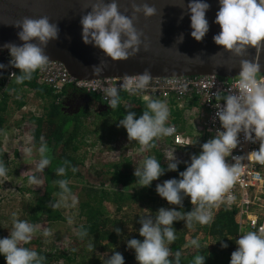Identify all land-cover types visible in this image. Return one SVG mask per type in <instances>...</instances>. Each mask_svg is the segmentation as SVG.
I'll use <instances>...</instances> for the list:
<instances>
[{
    "label": "clouds",
    "instance_id": "clouds-1",
    "mask_svg": "<svg viewBox=\"0 0 264 264\" xmlns=\"http://www.w3.org/2000/svg\"><path fill=\"white\" fill-rule=\"evenodd\" d=\"M219 4L220 8L216 14L215 23L220 25L221 31L213 37L215 43L240 57L245 56L249 47L256 48L258 52L264 49V0H219ZM88 7H90V11L83 14L80 20L82 39L85 44L98 47L113 60H126L139 53L142 39L134 21L140 13L151 17L157 12L154 6L147 2L138 3L137 0H131V16L120 11L118 0H110V2L109 0H89ZM209 9L210 4L206 0H189L186 6L191 19V36L197 41H202L209 32L210 24L206 18ZM14 26L19 29L18 37L24 43L22 45L6 43L3 46L9 50L11 60L9 65L0 63V69L9 68V66L19 69L20 74L13 72L11 78L14 77L16 84H23L25 81H30L37 70H43L47 65L50 58L46 53V48L51 41L59 38L60 29L58 24L51 22L47 16L40 18L26 16L22 20L16 21ZM183 39L184 36L181 34L177 43L182 42ZM102 65L103 61L93 66L94 75L101 74ZM240 68L238 94L223 96V105L216 106L218 111L215 116L219 119L222 128L218 134L208 125L210 110L203 97L191 94L193 97H198V102L195 103L200 105L198 111L200 110L204 113L203 115H206L201 127L198 126V134L195 133L194 136H198L199 140H203L205 135L208 136L212 133L216 136L195 147L200 148L201 151L198 155H192L186 170L179 172L180 178H171L163 183H158L156 192L170 205L179 206V209L184 207L185 197H190L194 207L187 212H181L176 207H160L155 218L140 217L139 223L142 226L139 228V235L143 237V240L137 238L127 240V247L135 251V259L138 264H181L179 251L175 253L174 261L169 259L171 252L168 245L177 239L173 227L174 222L183 220L186 227L191 228L194 222L206 225L212 221L211 210L218 203L224 201L225 193L229 192L240 174L239 165L230 164L227 158L233 155V150L237 149L240 144L241 133L244 134L246 141L252 143L259 141V149L255 150L253 155L257 163L264 165V83H259L256 79L261 65L254 60L242 58ZM150 80V70L145 69L140 75L136 88L128 90H144L148 87ZM121 87H127V83ZM106 96L110 98L108 103L110 107L116 109L120 102L119 90L114 87L109 88L106 90ZM156 98L155 100L148 99L150 101L147 103V110L138 118L135 112L129 111L119 120L118 126L126 129L129 140L137 141L145 149L154 147L157 138L171 136L175 132L174 126L167 125L169 108L164 102L167 98ZM105 104L104 102L103 105L105 106ZM197 120L199 121V119ZM177 131L184 135L179 129ZM4 134L6 135L5 131ZM189 138L192 144L188 147L196 146L194 137ZM40 139L41 146L38 149L40 161L37 171L42 172L51 161L49 158L50 149L44 141V137ZM19 140L21 141V137ZM19 144L24 147V143ZM18 153L16 150V154ZM176 154V157L168 155V153L167 156L168 158H178L177 150ZM238 159L239 157L233 156V160ZM179 163L180 161L176 159L168 163L167 169H165L155 157H149L144 160L142 168H135L134 175L142 187H150L153 181L159 180L166 171L178 170ZM67 167H71L73 173L78 171L75 166H71L69 161H65L64 166L56 170V174L64 176ZM6 176L7 168L0 162V177ZM29 183L39 184L40 181L37 177L32 176L29 178ZM57 184L62 193H70L67 180H58ZM233 200V196H227V203L230 204ZM76 203L77 200L73 196L72 204ZM12 219L13 227L10 236L0 238V255L5 257L7 264H43L45 257L39 255L35 250L21 246L31 241L36 231L35 226L27 221L17 219L15 213H13ZM69 223H71L70 218ZM115 231L117 234L121 233L119 228H116ZM43 235L48 237L51 232L45 230ZM86 235V230L80 232L81 237ZM236 243L238 248L232 253L230 264H264V228H261L259 233L258 231L247 232L241 235ZM190 244L198 249L201 247L198 239H192ZM221 246L228 247L227 243H222ZM205 261L206 256L198 254L193 258L192 264H205ZM106 264H125V258L122 253L114 251L107 258Z\"/></svg>",
    "mask_w": 264,
    "mask_h": 264
},
{
    "label": "trees",
    "instance_id": "trees-1",
    "mask_svg": "<svg viewBox=\"0 0 264 264\" xmlns=\"http://www.w3.org/2000/svg\"><path fill=\"white\" fill-rule=\"evenodd\" d=\"M14 72L20 74L17 68H14ZM38 72L39 70L30 81L23 84L15 83L9 68L0 75V139L9 123V114L27 105L24 94L26 90L41 100L43 109L41 114L27 120L23 118L17 127L24 132L23 135L29 134L28 147H40V138L44 137L50 149L51 162L44 171H39L42 187L34 191L18 188L23 198L16 218L27 221L36 228L31 241L21 246L35 250L45 257L43 264H106L107 258L114 251L123 254L125 264H138L135 251L127 247V240H143L139 235V228L142 226L139 223L140 217L155 218L160 207H176L181 212L191 211L194 207L190 197H185L183 208L170 205L158 195L156 185L167 179H179V172L186 170L192 155L200 153L201 149L195 147L210 139L205 135L203 140H199L198 136H194V130L185 128L184 111L194 106L198 97L191 94L182 97L173 93L164 101L169 107L167 125L174 126L186 136L194 137L196 145L178 146L179 157L168 158L167 150L173 144V139L169 136L157 138L154 147L145 149L137 141L129 140L126 129L118 126L119 120L129 111L135 112L137 118L142 115L147 110L148 101L157 99L155 96L150 100L128 99L125 96L123 101L126 102L120 99L119 106L112 109L110 105H103L100 95L88 94L90 105L70 112L66 96L72 98L83 93L68 85L57 92L52 86L38 81ZM14 95L19 96L13 98ZM110 150H117L118 159L113 162L108 161V155L105 154ZM15 155L19 157V153ZM4 156L0 140V162L5 165L9 174V162L3 159ZM149 157H155L165 169L168 163L177 159L180 161L178 170L166 171L150 187H142L134 171L136 167L142 168L144 160ZM65 161H69L78 171L73 173L71 167H67L66 174L58 176L56 170L64 166ZM36 166L31 167L37 168ZM61 179L68 181L70 193H62L57 184ZM91 181L95 184L90 183ZM26 194L30 195L29 198H25ZM73 196L77 200L75 205L72 204ZM211 211L213 219L206 225L194 222L188 228L183 220L174 222L177 239L168 245L171 252L169 259L174 261L175 253L179 251L181 264H192L193 258L198 254L206 256L205 264H230L232 253L238 248L236 240L247 232H257L250 227L245 216L241 217L237 205L228 206L222 202ZM9 223L12 224L13 220L10 221L0 213V238L9 236L8 230L13 227L12 224L8 228ZM53 224L57 226L53 239H62L64 233H69L72 237L68 250L64 246L57 248V242H49V238L40 231ZM116 228L121 229L120 234L116 233ZM82 230L87 231L84 237L80 236ZM73 232L75 236L72 235ZM192 239H198L201 245L199 249L191 246ZM222 243H227L228 247H222ZM0 264H7L3 255H0Z\"/></svg>",
    "mask_w": 264,
    "mask_h": 264
},
{
    "label": "water",
    "instance_id": "water-1",
    "mask_svg": "<svg viewBox=\"0 0 264 264\" xmlns=\"http://www.w3.org/2000/svg\"><path fill=\"white\" fill-rule=\"evenodd\" d=\"M110 2V0H109ZM120 11L131 16V0H118ZM157 9L155 15L138 14L134 21L141 33L142 44L137 55L126 60H113L98 47L85 44L82 39L81 16L87 11L89 0H0V54L9 52L6 43L22 45L14 24L24 17H49L60 29L59 38L46 48L48 62H59L77 79L138 76L145 69L151 78L190 77L216 75L226 78L239 76L241 59H250L261 65L264 74V49L259 52L249 47L244 57L224 50L213 37L221 31L215 23L220 8L219 0H206L210 9L206 13L210 29L202 41L191 36V19L186 10L189 0H137ZM127 9V11H125ZM183 34L182 42L177 43ZM103 61V71L94 75L93 66Z\"/></svg>",
    "mask_w": 264,
    "mask_h": 264
},
{
    "label": "built area",
    "instance_id": "built-area-1",
    "mask_svg": "<svg viewBox=\"0 0 264 264\" xmlns=\"http://www.w3.org/2000/svg\"><path fill=\"white\" fill-rule=\"evenodd\" d=\"M6 55V54H5ZM7 65L11 60L9 54L6 55ZM14 68L9 66L10 74L14 72ZM140 77L124 76V77H107L97 79H77L69 74L65 66L59 62H48L43 70L38 72V80L42 84L52 86L57 92L63 90L65 86H72L76 90L85 93L98 94L102 101L107 105L110 98L106 96V90L109 88H117L119 90L120 99L124 97L142 98L148 100L151 96L158 98H168L171 94L184 96L187 94H198L203 97L206 106L210 110L208 125L218 134L222 131L220 121L215 116L218 111L216 106L223 105V96L228 94H238L240 77L223 78L214 75L195 76V77H171V78H151L148 87L144 90L129 91L135 89ZM256 79L259 83H264V74L257 73ZM127 83V87H121ZM175 128V127H174ZM254 135V134H253ZM173 139L172 147L167 150L168 155L176 157L178 146H191L189 137H185L175 128L173 135L169 136ZM240 144L237 149L233 150V155L227 159L230 164H238L240 174L229 190L225 193L224 203L228 206L237 205L240 210L241 217L246 216V220L250 222L251 228L258 231L264 228V165L256 162L254 151L259 149V141L252 143L244 139V134H240ZM233 156L239 157L233 160ZM233 196L232 203H227V196ZM222 202L218 203V207Z\"/></svg>",
    "mask_w": 264,
    "mask_h": 264
},
{
    "label": "rangeland",
    "instance_id": "rangeland-1",
    "mask_svg": "<svg viewBox=\"0 0 264 264\" xmlns=\"http://www.w3.org/2000/svg\"><path fill=\"white\" fill-rule=\"evenodd\" d=\"M24 91H25L24 94L26 97L27 106L22 108L20 111H13L9 114L8 116L9 123L7 124L5 129L6 135L5 134L2 135L0 139L2 141V150L4 151L5 154L3 159L9 162L8 169L10 171L6 177H0V213L4 214L7 218L10 219V221L13 220L12 219L13 213L17 215L18 214L17 212L20 211V203H21L20 200L23 198V195L18 190V188L24 187L34 191L41 188L43 184V182L40 180V173L39 171H37V168L31 167L32 165L39 164L40 161V155L38 152L39 147L37 146L28 147L27 139H29V134H27L28 136L23 135L24 132L22 133V131H20L17 127L18 122H20L22 118L28 119L29 117L32 116V114L33 116L41 114L43 109V103L36 96L30 95L26 90ZM17 96L19 95H14L13 98H16ZM203 114L204 113L200 110L194 111L192 106L188 108L186 111H184V116L186 118L185 128L189 129V131L194 130V132L198 134L199 131L198 126L201 127L203 120L206 119V115ZM197 119H199V121ZM21 133L24 137L21 135ZM21 136H22L21 138L22 142L19 140ZM214 136L216 135L213 133L208 134L209 138H213ZM19 143H24V147H22ZM16 150L19 153H21L19 157H16L15 155ZM116 151L117 150H112V151L110 150L109 152L105 153L108 155V161L110 160L113 162V160H116L117 158ZM29 152L30 154H28ZM88 161L89 160L87 159L86 161L87 167L89 164ZM15 169L17 172L15 171ZM32 176L37 177L40 183L39 184L29 183V178ZM81 181L82 180H80V182ZM90 183L95 184L93 181H91ZM29 196L30 195L26 194L25 198H29ZM64 201L66 202V198H64ZM12 224L9 223L7 227L9 228ZM56 227L57 226L53 224L48 227L41 228L40 231L44 232L45 230H48L49 232H51V235L47 237L49 239L47 238L46 239L49 240V242H57V246H56L57 248H59V246H64L65 249L69 248L68 245L72 241V237L69 236L70 235L69 233L68 234L64 233V236L60 240H55L52 238V236L57 231ZM11 230L12 229L8 230L9 236ZM72 235L75 236V232H73ZM47 245H49V243H47Z\"/></svg>",
    "mask_w": 264,
    "mask_h": 264
},
{
    "label": "flooded vegetation",
    "instance_id": "flooded-vegetation-1",
    "mask_svg": "<svg viewBox=\"0 0 264 264\" xmlns=\"http://www.w3.org/2000/svg\"><path fill=\"white\" fill-rule=\"evenodd\" d=\"M9 56V52H5L0 54V63H3L5 65H7V60H6V55ZM7 68V67H6ZM5 69H0V73H3ZM83 94H81L80 96H75L72 98H69L68 96H66V99L68 98V101H66V104L68 106V111L70 112H76L78 111L82 106H89V97L88 94L86 95L85 92H81Z\"/></svg>",
    "mask_w": 264,
    "mask_h": 264
},
{
    "label": "crops",
    "instance_id": "crops-1",
    "mask_svg": "<svg viewBox=\"0 0 264 264\" xmlns=\"http://www.w3.org/2000/svg\"><path fill=\"white\" fill-rule=\"evenodd\" d=\"M90 103V102H89ZM193 107V110L194 111H198V109H200V105H196V104H194V106H192Z\"/></svg>",
    "mask_w": 264,
    "mask_h": 264
}]
</instances>
